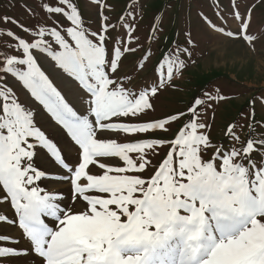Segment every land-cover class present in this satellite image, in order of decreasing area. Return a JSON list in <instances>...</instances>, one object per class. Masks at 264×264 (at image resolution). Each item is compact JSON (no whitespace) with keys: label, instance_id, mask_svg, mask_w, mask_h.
Returning <instances> with one entry per match:
<instances>
[{"label":"snow or ice","instance_id":"6c2138e0","mask_svg":"<svg viewBox=\"0 0 264 264\" xmlns=\"http://www.w3.org/2000/svg\"><path fill=\"white\" fill-rule=\"evenodd\" d=\"M59 3L63 7L45 10L65 17V34L33 25L32 42L4 33L19 55L0 53V226L18 227L21 235L0 232V264L14 259L25 264H264V138L250 136L242 151L217 149L205 161L209 138L198 134L205 125L194 122L202 103L196 99L197 108H190L193 120L173 139L154 176L125 175L143 172L151 163L146 150L161 142L118 143L100 133L167 130L168 119L113 121L152 109L150 99L163 80L139 92L126 88L112 74L121 67L122 51L134 50L114 47L109 53L106 34L112 26L105 23L103 34L89 31L71 0ZM233 7L243 39H253L247 35L246 15ZM238 35L228 33L230 38ZM174 64L169 58L161 66L164 79L172 77ZM8 76L28 94L24 102L4 82ZM57 126L70 143L54 142ZM37 148L50 157L42 169L34 164ZM130 153L139 154L138 164ZM253 153L261 154L259 167ZM73 154L78 163L70 159ZM110 158L124 166H113ZM91 165L103 174H90ZM44 180L56 190L37 183ZM65 182L71 185V200L85 202L81 210L63 205L65 196L58 189ZM5 204L14 218L4 211ZM25 242L27 247H19Z\"/></svg>","mask_w":264,"mask_h":264},{"label":"rangeland","instance_id":"374dc122","mask_svg":"<svg viewBox=\"0 0 264 264\" xmlns=\"http://www.w3.org/2000/svg\"><path fill=\"white\" fill-rule=\"evenodd\" d=\"M71 2L82 15L89 31L101 33L105 23L112 26L106 34L110 37L106 45L109 53L114 47L123 49L127 46L134 50L128 53L122 51L121 67L117 73L112 74L114 78L119 77L126 88L135 92L144 90L149 85L156 86L159 80H163V87L158 88L157 95L150 99L152 109L136 117L113 118V121L142 124L168 119L170 124L166 126L167 130L100 133L103 138L116 139L118 143H143L146 140L161 142L153 149L146 150V158L151 163L143 172L133 171L125 175L145 180L154 176L171 151L173 139L193 120L190 108H197L194 104L196 99L202 103L197 108L194 122L205 125L203 129H198V134L209 138V145L202 153L205 161L213 158L217 149L234 148L242 151L250 136L264 138V0ZM233 5H237L235 10L241 16L246 15V22L250 25L247 35L253 39H243L245 32L233 16ZM48 6L63 7L59 0H0V53L19 55L12 51L16 47L15 42L4 34L9 31L15 37L32 42L33 25L36 29L43 27L46 31L55 28L65 34V25L69 22L63 15L47 13L45 9ZM104 17L108 18L107 21ZM5 18H8L7 22ZM229 32L239 35L230 38ZM65 38L68 39L66 35ZM169 58L175 61L174 72L170 79H164L161 76V66L166 65ZM181 63L183 67L179 66ZM140 64L144 65L142 69L137 67ZM41 66L47 70L46 66ZM4 82L20 94L21 102L25 101L28 94L18 82L11 76ZM32 107L39 106L32 102ZM40 111L46 116L42 109ZM173 116L179 118L172 121ZM57 128L54 142L70 143L67 134L59 126ZM233 136L238 139L234 140ZM35 151L38 155L34 156V164L42 169L50 161V157L46 150L37 148ZM129 155L137 164L140 162L138 153ZM72 158L74 163L79 162L76 154ZM251 159L260 166L261 154L253 153ZM110 160L113 166H124L118 158ZM177 160L174 156V161ZM243 163L247 166L248 158ZM90 174H103V170L98 165H91ZM41 184L48 190H56L50 189L51 181ZM70 188V183L65 182L58 189L65 196L63 205L79 211L86 206L85 202L81 200L74 203L69 196ZM98 195L104 198L103 195ZM135 195L140 196L139 193ZM110 207L115 210V206ZM0 229L5 233L14 232L12 228L3 225ZM11 264H25V261L14 259Z\"/></svg>","mask_w":264,"mask_h":264},{"label":"crops","instance_id":"0c3cea01","mask_svg":"<svg viewBox=\"0 0 264 264\" xmlns=\"http://www.w3.org/2000/svg\"><path fill=\"white\" fill-rule=\"evenodd\" d=\"M15 236H19V232L17 230H15V233H14Z\"/></svg>","mask_w":264,"mask_h":264},{"label":"bare ground","instance_id":"6f19581e","mask_svg":"<svg viewBox=\"0 0 264 264\" xmlns=\"http://www.w3.org/2000/svg\"><path fill=\"white\" fill-rule=\"evenodd\" d=\"M55 137H57V136H55ZM57 139V138H56ZM57 142V141H56ZM70 159L71 160H73V158L72 157H70ZM9 229V228H8ZM12 231H15V229L14 228H12ZM13 234V233H12Z\"/></svg>","mask_w":264,"mask_h":264}]
</instances>
